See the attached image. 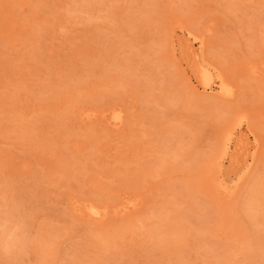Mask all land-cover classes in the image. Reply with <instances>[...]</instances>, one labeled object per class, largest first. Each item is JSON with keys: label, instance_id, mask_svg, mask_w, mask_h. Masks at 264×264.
Instances as JSON below:
<instances>
[{"label": "rangeland", "instance_id": "374dc122", "mask_svg": "<svg viewBox=\"0 0 264 264\" xmlns=\"http://www.w3.org/2000/svg\"><path fill=\"white\" fill-rule=\"evenodd\" d=\"M0 264H264V0H0Z\"/></svg>", "mask_w": 264, "mask_h": 264}, {"label": "bare ground", "instance_id": "6f19581e", "mask_svg": "<svg viewBox=\"0 0 264 264\" xmlns=\"http://www.w3.org/2000/svg\"><path fill=\"white\" fill-rule=\"evenodd\" d=\"M204 44V43H203ZM192 46V45H191ZM194 54V53H193ZM201 54V53H200ZM196 56V55H195ZM201 56V55H200ZM198 56H196L197 58ZM202 57V56H201ZM200 57V58H201ZM193 62V61H192ZM204 62V58L202 57V59H198V60H195V63L193 65V69L192 71L194 72L195 74V77L197 78V81L199 82V84L201 85V87L203 88V90H207V89H210L212 90V85L214 83H217L218 84V93L222 94V95H230L232 93V88L229 84H227L221 77H217L214 76V73L212 72V68L209 67V65L207 63H203ZM209 62V61H208ZM212 64V63H210ZM216 70V69H215ZM217 74V73H216ZM217 79V80H216ZM215 85V84H214ZM233 87V86H232ZM210 90H208V92H211ZM234 91V90H233ZM219 95V94H218ZM115 113V112H114ZM119 113V111H118ZM118 113L116 114L115 113V116L113 115V117L115 119H118L117 121H119V116ZM122 119V118H121ZM121 123V122H120ZM239 124V123H237ZM119 126V125H118ZM239 126V125H238ZM242 130V129H241ZM231 131L227 134L225 140H224V152L226 153V151L228 152V150H226L227 148H229V144H230V141L232 140V135H231ZM237 141V140H236ZM248 143V142H247ZM242 146V145H241ZM235 147V146H234ZM250 150V149H249ZM254 150V149H253ZM239 152V151H238ZM240 154V153H239ZM244 154V152H243ZM238 155V154H237ZM251 155V154H250ZM223 156V155H222ZM252 156V155H251ZM233 157V156H232ZM247 158V157H246ZM238 159V158H237ZM253 159V158H251ZM233 160V159H232ZM234 161V160H233ZM246 161V160H245ZM237 162V161H236ZM241 162V161H239ZM247 164V163H246ZM248 167V166H247ZM250 168V167H249ZM246 175V174H245ZM242 177V176H241ZM223 181V180H222ZM225 181V180H224ZM227 183V182H225ZM223 187V186H222ZM226 188V187H225ZM228 188V187H227ZM230 189V188H229ZM233 189V188H232ZM225 191V190H224ZM226 192V191H225ZM230 192V191H229ZM75 202V201H74ZM91 202V201H90ZM130 203V202H129ZM132 204V203H131ZM123 205V204H122ZM85 206V205H84ZM87 207V206H86ZM84 207V208H86ZM122 207V206H121ZM136 207V206H135ZM134 209V207H132ZM118 209V208H117ZM132 209V210H133ZM87 212L88 215H92V216H95V217H99L97 219H100V217H102V211L99 209V208H96L94 207L93 205L92 206H88L86 209H85ZM115 210V209H114ZM135 211V210H134ZM122 214V213H121ZM97 221V220H96ZM101 222V220H100ZM98 223V222H97ZM99 224V223H98Z\"/></svg>", "mask_w": 264, "mask_h": 264}]
</instances>
